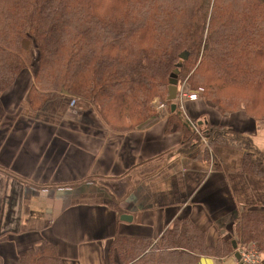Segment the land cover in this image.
I'll return each mask as SVG.
<instances>
[{
  "label": "trees",
  "instance_id": "obj_1",
  "mask_svg": "<svg viewBox=\"0 0 264 264\" xmlns=\"http://www.w3.org/2000/svg\"><path fill=\"white\" fill-rule=\"evenodd\" d=\"M31 70L26 101L33 111L68 92L109 130L126 134L159 117L156 101L166 103V131L182 134L186 156L210 163L211 150L238 151L241 173L264 180V150L250 136L194 122L168 100L178 70V87L203 88L201 96L221 114L243 111L264 121V0H0V94ZM207 236L188 218L157 241L118 236L109 264L222 260L235 254L233 241L264 255V207L244 208L236 238L211 246ZM19 260L64 264L49 244Z\"/></svg>",
  "mask_w": 264,
  "mask_h": 264
},
{
  "label": "crops",
  "instance_id": "obj_2",
  "mask_svg": "<svg viewBox=\"0 0 264 264\" xmlns=\"http://www.w3.org/2000/svg\"><path fill=\"white\" fill-rule=\"evenodd\" d=\"M32 84L27 71L0 94V264H21L43 244L64 264H109L116 237L157 241L184 218L216 246L236 238L246 206L264 207V180L241 173L242 153L218 150L217 169L186 156L182 134L166 131L167 109L146 127L117 134L69 95L33 111ZM184 105L190 120L248 135L264 150V121L243 111L223 115L202 96Z\"/></svg>",
  "mask_w": 264,
  "mask_h": 264
},
{
  "label": "built area",
  "instance_id": "obj_3",
  "mask_svg": "<svg viewBox=\"0 0 264 264\" xmlns=\"http://www.w3.org/2000/svg\"><path fill=\"white\" fill-rule=\"evenodd\" d=\"M186 89V90H185ZM204 93L203 88H199L198 90L191 91L188 87L183 85L180 87V90H178V97H177V104L179 105V108L182 110L184 115L189 119L187 113L185 112V102L186 101H197L200 99L201 95ZM159 111L166 110L167 105L166 103H158L157 106ZM204 143H206V140L203 139ZM211 161L210 165L213 168L214 164V152L211 150ZM239 253L240 260H237V264H264V255L263 253L259 252L254 247L246 246L242 243L237 244V249L235 250V253Z\"/></svg>",
  "mask_w": 264,
  "mask_h": 264
},
{
  "label": "water",
  "instance_id": "obj_4",
  "mask_svg": "<svg viewBox=\"0 0 264 264\" xmlns=\"http://www.w3.org/2000/svg\"><path fill=\"white\" fill-rule=\"evenodd\" d=\"M188 58V54L187 53H184L182 56H181V61H184ZM182 67V62L178 65V68H181ZM177 75H178V70L175 72V74L173 75V79L171 80V86L169 88V97H168V100L169 101H173L175 102L177 100V97H178V80H177ZM65 95H69L68 92H65L64 93ZM177 109V105L176 104H173L172 107H171V110L172 112H174L175 110ZM233 247H234V250L237 249V243L236 241H233ZM235 257L237 260H240V255L239 253H235Z\"/></svg>",
  "mask_w": 264,
  "mask_h": 264
},
{
  "label": "rangeland",
  "instance_id": "obj_5",
  "mask_svg": "<svg viewBox=\"0 0 264 264\" xmlns=\"http://www.w3.org/2000/svg\"><path fill=\"white\" fill-rule=\"evenodd\" d=\"M36 64H37V62H36V58H35V60H34V63H33V68L32 69H35V67H36ZM31 72V74H32V77H33V70H31L30 71ZM183 86V85H182ZM182 86H179V87H182ZM186 87H188L187 85H185ZM186 90V89H185ZM191 91H195V90H191ZM162 103V102H161ZM76 104V106L79 108V106L77 105V102L75 103Z\"/></svg>",
  "mask_w": 264,
  "mask_h": 264
}]
</instances>
